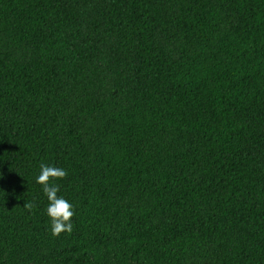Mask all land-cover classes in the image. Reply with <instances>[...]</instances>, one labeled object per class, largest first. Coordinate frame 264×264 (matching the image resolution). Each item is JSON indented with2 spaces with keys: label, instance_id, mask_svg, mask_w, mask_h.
I'll list each match as a JSON object with an SVG mask.
<instances>
[{
  "label": "trees",
  "instance_id": "1",
  "mask_svg": "<svg viewBox=\"0 0 264 264\" xmlns=\"http://www.w3.org/2000/svg\"><path fill=\"white\" fill-rule=\"evenodd\" d=\"M0 264H264V0H0Z\"/></svg>",
  "mask_w": 264,
  "mask_h": 264
},
{
  "label": "clouds",
  "instance_id": "2",
  "mask_svg": "<svg viewBox=\"0 0 264 264\" xmlns=\"http://www.w3.org/2000/svg\"><path fill=\"white\" fill-rule=\"evenodd\" d=\"M68 175L67 170L40 164V172L36 178V183L42 186L43 193L48 201L46 215L50 221V230L53 237L59 236L61 233H71L73 230L72 217L74 215L73 205L65 198L58 196L60 186L54 181L62 180ZM23 207L31 212L34 205L31 202H25Z\"/></svg>",
  "mask_w": 264,
  "mask_h": 264
}]
</instances>
